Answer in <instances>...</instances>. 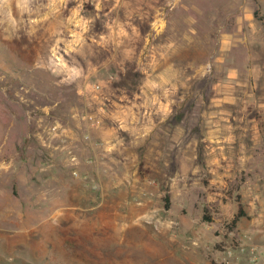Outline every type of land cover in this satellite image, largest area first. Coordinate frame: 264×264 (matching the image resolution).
Masks as SVG:
<instances>
[{"label":"rangeland","instance_id":"rangeland-1","mask_svg":"<svg viewBox=\"0 0 264 264\" xmlns=\"http://www.w3.org/2000/svg\"><path fill=\"white\" fill-rule=\"evenodd\" d=\"M0 264H264V0H0Z\"/></svg>","mask_w":264,"mask_h":264},{"label":"crops","instance_id":"crops-1","mask_svg":"<svg viewBox=\"0 0 264 264\" xmlns=\"http://www.w3.org/2000/svg\"><path fill=\"white\" fill-rule=\"evenodd\" d=\"M235 50H236V49H235ZM235 50H234V49H233V51L231 50V53H230V54H233V56H235V55H236V53H234ZM248 51H249V48H248ZM248 51H247V52H248ZM247 55H248V53H247ZM233 58H235V57H232L231 60H232ZM235 59H236V58H235Z\"/></svg>","mask_w":264,"mask_h":264}]
</instances>
